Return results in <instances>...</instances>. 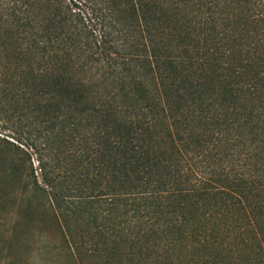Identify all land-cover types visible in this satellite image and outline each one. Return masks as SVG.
Listing matches in <instances>:
<instances>
[{"label": "trees", "instance_id": "16d2710c", "mask_svg": "<svg viewBox=\"0 0 264 264\" xmlns=\"http://www.w3.org/2000/svg\"><path fill=\"white\" fill-rule=\"evenodd\" d=\"M15 121L0 264H264V0H0Z\"/></svg>", "mask_w": 264, "mask_h": 264}, {"label": "rangeland", "instance_id": "374dc122", "mask_svg": "<svg viewBox=\"0 0 264 264\" xmlns=\"http://www.w3.org/2000/svg\"><path fill=\"white\" fill-rule=\"evenodd\" d=\"M3 123L4 122H0V172H2V174H4L5 170L10 172V168L14 161H24L25 167H23V169L31 172V167H33L36 175L39 176V164L37 162L38 157L31 150H29L30 156H27L20 150H17L15 147L7 143H12L16 146H20L21 148L27 147L26 135L27 133H29V131H33V129L27 126V122L20 124L15 121V124L9 125ZM12 126H15L14 129L12 128ZM21 126H24V129H22V131L25 134L19 135L15 131H13L16 128H20ZM24 150L27 149L24 148ZM10 179L11 178L8 173L0 176V188H3L5 191H10ZM7 209H10L9 205ZM10 219L11 218L7 215L6 211L3 212V210H0V262H3V259L10 255L9 251L5 248L4 243V234L9 229L11 221ZM41 234L46 235V230L45 226L40 224L39 222L22 223V227L17 233V238L20 241L26 240L25 244L27 245L25 246L21 244L20 248L13 252V256L20 261L19 264H34L31 259L35 255H39L38 252L34 251V248H36L35 246L37 242L41 240ZM49 238L52 242L59 243L55 235L50 234Z\"/></svg>", "mask_w": 264, "mask_h": 264}]
</instances>
